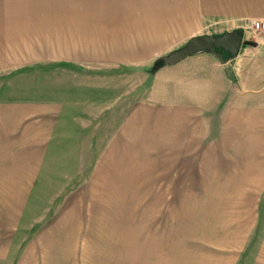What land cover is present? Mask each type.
Here are the masks:
<instances>
[{"label": "crops", "instance_id": "crops-1", "mask_svg": "<svg viewBox=\"0 0 264 264\" xmlns=\"http://www.w3.org/2000/svg\"><path fill=\"white\" fill-rule=\"evenodd\" d=\"M173 1L159 8L242 13L243 41L226 63L200 49L156 67L142 92L140 70L114 65L126 63L117 29L102 54L111 66L62 56L57 19L52 34L36 29L33 10L82 8L84 0H0V73L36 64L46 75L20 96L14 90L0 97V233H29L50 225L74 197L134 186L130 170L145 155L186 163L202 171L198 184L226 187L231 197H264V30L250 25L264 21V0ZM101 35L92 40L105 41ZM47 63L50 71L41 67Z\"/></svg>", "mask_w": 264, "mask_h": 264}, {"label": "rangeland", "instance_id": "rangeland-1", "mask_svg": "<svg viewBox=\"0 0 264 264\" xmlns=\"http://www.w3.org/2000/svg\"><path fill=\"white\" fill-rule=\"evenodd\" d=\"M165 2L174 1L84 0L82 8L33 10V15L40 20L36 29L43 25L46 35L59 20L61 55L70 53L88 64L112 65L114 60L102 54H108L117 29L126 63L114 65L125 72L140 70L143 92L154 61L180 46L175 43L193 34L245 27L239 12L218 16L210 10L159 8ZM105 21L110 25L98 28ZM100 34L105 41L92 40ZM25 66L0 73V97L14 90L20 96L21 89L30 91L46 78L36 64ZM52 66L41 67L50 71ZM130 174L134 186L108 197H74L48 226L19 235L0 233V264H264V197H231L226 187L198 184L204 182L202 171L164 157L142 156ZM3 214L0 208V229Z\"/></svg>", "mask_w": 264, "mask_h": 264}, {"label": "water", "instance_id": "water-1", "mask_svg": "<svg viewBox=\"0 0 264 264\" xmlns=\"http://www.w3.org/2000/svg\"><path fill=\"white\" fill-rule=\"evenodd\" d=\"M242 41L243 30L241 28L218 34L204 33L192 35L182 45L160 55L156 60L160 62L158 66L172 64L187 54L200 49H206L212 51L220 62L226 63L236 56ZM224 52H227V54L224 55ZM158 66L154 65V69ZM229 75L233 79L231 72H229Z\"/></svg>", "mask_w": 264, "mask_h": 264}, {"label": "built area", "instance_id": "built-area-1", "mask_svg": "<svg viewBox=\"0 0 264 264\" xmlns=\"http://www.w3.org/2000/svg\"><path fill=\"white\" fill-rule=\"evenodd\" d=\"M250 25L257 30H264V21L259 19H252Z\"/></svg>", "mask_w": 264, "mask_h": 264}, {"label": "trees", "instance_id": "trees-1", "mask_svg": "<svg viewBox=\"0 0 264 264\" xmlns=\"http://www.w3.org/2000/svg\"><path fill=\"white\" fill-rule=\"evenodd\" d=\"M154 64H155V66H158L160 64V62L158 60H155Z\"/></svg>", "mask_w": 264, "mask_h": 264}]
</instances>
